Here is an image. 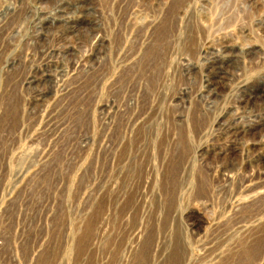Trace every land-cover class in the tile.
<instances>
[{
  "label": "rangeland",
  "instance_id": "obj_1",
  "mask_svg": "<svg viewBox=\"0 0 264 264\" xmlns=\"http://www.w3.org/2000/svg\"><path fill=\"white\" fill-rule=\"evenodd\" d=\"M0 264H264V0H0Z\"/></svg>",
  "mask_w": 264,
  "mask_h": 264
},
{
  "label": "bare ground",
  "instance_id": "obj_2",
  "mask_svg": "<svg viewBox=\"0 0 264 264\" xmlns=\"http://www.w3.org/2000/svg\"><path fill=\"white\" fill-rule=\"evenodd\" d=\"M227 50V49H226ZM224 54V53H223ZM218 55V54H217ZM228 57V56H227ZM214 81V80H213ZM210 82V81H209ZM29 231V230H28Z\"/></svg>",
  "mask_w": 264,
  "mask_h": 264
}]
</instances>
